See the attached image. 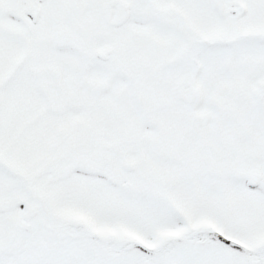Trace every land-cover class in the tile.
<instances>
[{
    "label": "snow or ice",
    "instance_id": "obj_1",
    "mask_svg": "<svg viewBox=\"0 0 264 264\" xmlns=\"http://www.w3.org/2000/svg\"><path fill=\"white\" fill-rule=\"evenodd\" d=\"M0 264H264V0H0Z\"/></svg>",
    "mask_w": 264,
    "mask_h": 264
}]
</instances>
